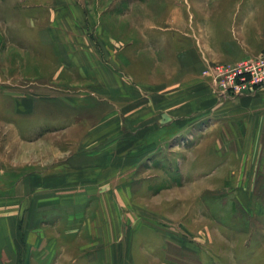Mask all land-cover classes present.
<instances>
[{"label":"crops","instance_id":"1","mask_svg":"<svg viewBox=\"0 0 264 264\" xmlns=\"http://www.w3.org/2000/svg\"><path fill=\"white\" fill-rule=\"evenodd\" d=\"M6 8L15 11L14 18L7 20L5 15L9 26L38 27L31 38L27 31L17 34L27 36L21 87L34 83L28 81L30 72L39 74L42 78L35 83L54 94H39L38 106H59L60 111L43 114L36 135L28 127L30 120L22 117L21 137L28 144L30 134L36 138L31 148L36 147L37 159L28 163L34 166L30 170L37 186L36 209L0 213V264H75L81 257L89 264H204L208 257L218 264H236L238 250L245 259L251 250H258L251 259L264 257V197L255 213L226 214L236 225L244 222L240 228L216 220L206 226L205 219L199 218L203 213H138L134 204H145L149 191L138 173V153L149 143L162 139L168 143L182 123L180 132L185 134L191 128L189 121L197 122L207 112L202 106L205 87L200 83L188 87L198 72L189 73L182 63V54L189 48L184 45L179 51L168 44L163 63L156 60L154 50L149 52L151 45L144 48L146 41L154 40L152 32L174 30L149 28L142 35L137 24L136 34L127 35L130 18L111 12L102 0H6ZM261 9L247 20L245 35L264 42ZM5 35L10 42L12 35ZM194 46L198 55L207 51L210 58H226L212 43L199 40ZM28 49L34 52L30 60ZM148 59L149 66L144 67ZM227 103V115L213 116L214 133L220 136L212 151L217 169L213 188L234 190L253 208L258 185L264 193V88L256 96L215 99L212 106ZM20 109L22 114H33L35 99L22 94ZM223 116L228 126L222 131ZM23 158L28 160L27 151ZM200 162L194 161L190 168L204 169ZM259 170L260 184L256 182ZM27 177L20 175L15 184L22 185ZM10 189L0 186L5 194ZM172 216L178 224L163 225ZM143 228L159 233L163 244L153 252L142 244L137 247L141 253L134 254V234Z\"/></svg>","mask_w":264,"mask_h":264},{"label":"rangeland","instance_id":"2","mask_svg":"<svg viewBox=\"0 0 264 264\" xmlns=\"http://www.w3.org/2000/svg\"><path fill=\"white\" fill-rule=\"evenodd\" d=\"M116 1H118V6H115ZM102 2L109 10H112L111 12H123L126 17L130 18L131 22L128 21L129 26L126 24L125 29L127 35L136 34L134 29L138 26L137 24H140L142 35L148 34L149 28H158L162 31L165 29L174 30L172 32H152V34H155V38L151 42L149 40L146 41L144 48L150 49L151 45L152 49L149 52L154 50L156 60H162L163 63L168 44L172 43L179 51H181L180 47L186 45L189 49L182 54V63L186 66V71L189 73L198 71L194 75L195 80H189L188 87L191 90L199 83L205 87L203 96L205 101L202 106L207 109V112L204 113V117L198 119L197 122L194 119L190 120L188 124L191 128L185 134L180 132L182 125H184L182 123L176 129L179 132L174 131L175 133H173L172 138L168 139V143H165L164 139L159 140L157 144L153 143L150 145L149 143L138 153L139 161H141L138 173L146 180V186L149 187L145 204H143V201H134L138 213H203L204 215H199V218L203 217L205 219L206 226L209 225L211 227L213 220H216L228 227L230 224L233 225V228L244 227V222L236 225L232 218H228L226 214L255 213L257 210L259 211L262 204L260 198L264 197V193L263 195L260 194V186L258 185V193L253 197L254 207L252 208L251 206L250 208L246 200L237 196L236 191L227 188L219 191L213 188V175L217 169L216 164L213 165L212 162L215 156L212 151L215 143L219 140L218 137L220 138L219 134L214 133L213 130L217 124L213 116L216 115L217 117L218 113L227 115L229 106L227 103L224 106L213 108L212 103L225 90L229 91V95L224 97L223 100H230L236 97H251L259 94L260 90L248 95H233L234 91L230 90L227 75L219 74L217 76L216 68L218 66L221 68L229 67L248 56L264 52V42L261 41V37L253 38L252 40L246 38L245 35L247 20L262 10L261 7H264V0H102ZM112 5L114 6L110 9ZM9 10L6 8V0H0V22H2L0 23V186L2 189H5V187L11 188L6 194L0 190V213H19L21 207L22 213H34L37 186L35 174L30 170L34 166H30L28 163H32L33 160L37 159L36 147L31 148V145L35 146L31 143L35 142L36 138L30 134L28 144L24 141V136L21 137V130L24 131L23 128L25 127L23 126L24 119L22 117L30 120L28 127H32L31 133L36 135L41 131V127L36 129V126L40 121L42 122V120H39L42 115L53 116L58 114L60 107L38 106L41 102V99L37 97L39 94L46 92L54 94L51 89L45 91L43 87H38V80L42 78L39 74L30 72V80L28 81L29 83L31 81L34 83H31L29 88L23 89L21 87V55L22 48H27V44L23 40L27 36L19 37L17 34L27 31L30 34L28 37L31 38L36 35L35 32L38 27L34 28V25L29 28L28 26H19L17 23L9 26L8 22L5 23V15L7 20L9 17H15V11ZM109 10L107 12H110ZM19 20L21 21L20 18ZM148 21L155 23L154 27L144 26ZM6 33L12 35L10 42L6 39ZM170 38L172 41H170ZM199 40L205 42L206 45L208 42L214 44V48L219 49L222 56L226 58H210L209 55H206L207 51L206 54L200 51V55H198L194 43H198ZM217 41L221 43L220 48L216 46ZM31 48L34 49L32 45ZM28 51L27 54H29L28 58L30 60L34 52L30 49ZM145 53L148 54L147 51ZM144 57H146L145 54ZM200 58H203V60L201 61ZM148 63L149 59L144 64L149 66ZM147 65L144 67H147ZM31 67L29 64L30 70ZM209 68L212 71L207 74L206 70ZM209 74L210 76H208ZM24 76H27V74H24ZM48 76L51 77L52 75ZM214 78L218 79V85H216ZM46 82L51 83L49 81ZM225 83H227L226 86ZM178 90L180 91V89ZM22 94L25 97L29 96L35 99L37 110L33 114L21 113L20 98ZM39 109L41 110L40 112ZM222 120L224 121L221 124H225L222 127L223 131L228 126L227 116H223ZM24 142L27 144H23ZM221 142L223 146V137ZM26 146L29 147V150L26 149ZM203 149L205 152L201 154ZM25 151L28 152V160L23 158ZM196 160L198 162L203 160L204 169L192 170L190 168V164ZM260 173V170L256 172V182L259 184L261 183ZM20 175H28L29 179L27 177L22 185H16L15 183ZM201 188L204 189L203 194L201 193ZM30 194L32 196L27 197ZM161 199L163 201L162 204L160 203ZM185 199H188V202ZM169 200L171 201L169 202ZM165 202H169V206H166ZM170 219L172 220L167 222L163 220V225L169 227L173 226V224H178V221L173 216ZM256 220L260 221L259 218ZM134 236L136 238L134 254L141 253L137 247L142 244L144 246L148 245L145 248L153 252L156 251V246L163 244L162 241H164L159 233L152 230L149 231L147 228L136 231ZM240 252V250L237 251L238 259L236 264H264L263 256L262 258L251 259L253 257L252 252L257 254L258 250H251L250 255L246 259L239 257ZM156 253L158 256L161 254L160 251ZM192 260L190 259V261ZM204 262V264H218L216 260L210 257L206 258ZM75 264L89 263L81 257ZM90 264L103 263L102 261H95Z\"/></svg>","mask_w":264,"mask_h":264},{"label":"built area","instance_id":"3","mask_svg":"<svg viewBox=\"0 0 264 264\" xmlns=\"http://www.w3.org/2000/svg\"><path fill=\"white\" fill-rule=\"evenodd\" d=\"M211 72V68L206 73ZM217 76L227 75L230 84V90L234 91L233 95L241 96L255 93L264 88V52L258 55L248 56L244 60L231 65L229 67L216 68ZM210 76V74L208 75ZM216 85L219 84L217 78H214ZM227 83H225V86ZM229 95V91L225 90L219 96V100Z\"/></svg>","mask_w":264,"mask_h":264}]
</instances>
